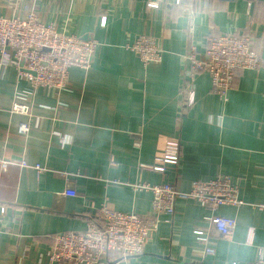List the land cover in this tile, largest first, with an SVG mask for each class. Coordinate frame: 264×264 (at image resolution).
<instances>
[{"label":"crops","instance_id":"crops-1","mask_svg":"<svg viewBox=\"0 0 264 264\" xmlns=\"http://www.w3.org/2000/svg\"><path fill=\"white\" fill-rule=\"evenodd\" d=\"M175 1L151 8L156 0H0L1 16L32 11L60 33L98 43L88 70H68L67 89L35 90V126L27 136L17 132L26 116L10 110L14 95H25L29 86L14 67L0 69V160L7 164L0 166V264H67L49 260L55 235L83 230L86 217L102 203L151 218V193L132 185L169 182L187 192L193 181L219 175L231 177L246 203L216 211L235 218L231 236L218 238L203 219L208 210L178 199L175 214L159 217L139 256L110 255L99 264L264 259V210L251 207L264 196V0ZM245 30L253 36L260 67L237 72L225 102L212 92L209 75L198 73L194 104L185 108L188 41L201 58L209 36ZM142 34L162 48L161 62L146 68L127 49ZM169 140L179 143L176 165L155 161ZM66 189L76 195L65 196ZM204 237L213 256L203 252Z\"/></svg>","mask_w":264,"mask_h":264},{"label":"built area","instance_id":"built-area-1","mask_svg":"<svg viewBox=\"0 0 264 264\" xmlns=\"http://www.w3.org/2000/svg\"><path fill=\"white\" fill-rule=\"evenodd\" d=\"M160 1L156 0L149 6L158 8ZM178 2L179 0L175 1ZM97 45L96 40H84L75 35L58 32L54 24H44L32 11L17 18L0 15V69L14 67L17 78L25 80L29 86L25 95H14L10 110L27 118L17 127L20 136H27L35 126L32 125L31 114L35 90L46 88L59 92L67 89L68 70H88ZM127 49L137 55L143 68L161 62L162 48L151 35H139ZM183 59L187 64L181 89V102L185 108L194 104L195 78L198 73L205 72L209 75L212 92L225 102L236 73L254 70L261 65V59L253 49V36L249 30L209 36L205 40L201 58H198L196 46L190 39ZM178 156V141L169 140L155 161L176 165ZM6 165V162L0 160L2 169ZM20 165L28 167L24 162H20ZM141 167L164 171L149 165ZM32 168L37 172L42 171L39 166ZM132 188L136 192L151 193V218L133 212H120L102 203L95 209L94 214L86 217L83 230L55 235L48 252L49 260L67 264H99L110 255L120 259L139 256L146 241L157 229L159 217L165 215L170 218L175 214V202L178 199L195 201L208 210L210 215L203 219L208 223L210 231L218 238H227L232 235L236 220L219 215L216 211L221 207L238 208L246 205L240 198L238 186L228 175H219L210 180H195L187 192L178 190L169 182L154 185L136 183ZM63 194L70 197L76 195L71 189H66ZM251 207L264 210V196L262 202L252 204ZM193 233L198 236L207 235L202 230H195ZM204 241V254L213 256L214 247L208 244L207 237H204ZM251 242L252 234L248 238V243ZM252 264H264V259L258 256Z\"/></svg>","mask_w":264,"mask_h":264},{"label":"rangeland","instance_id":"rangeland-1","mask_svg":"<svg viewBox=\"0 0 264 264\" xmlns=\"http://www.w3.org/2000/svg\"><path fill=\"white\" fill-rule=\"evenodd\" d=\"M255 51V50H254ZM256 52V51H255ZM257 53V52H256ZM258 54V53H257ZM259 55V54H258ZM260 57V56H259Z\"/></svg>","mask_w":264,"mask_h":264}]
</instances>
